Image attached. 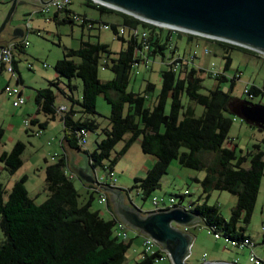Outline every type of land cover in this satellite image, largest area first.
I'll use <instances>...</instances> for the list:
<instances>
[{"label":"trees","instance_id":"16d2710c","mask_svg":"<svg viewBox=\"0 0 264 264\" xmlns=\"http://www.w3.org/2000/svg\"><path fill=\"white\" fill-rule=\"evenodd\" d=\"M84 1L101 12L115 11L122 15V21L110 23L123 46L112 55L107 42L80 38L77 47H65L63 55L54 62L57 76L48 79L47 85L35 88V114L42 111L51 118L58 115L62 121V151L51 162L45 158L44 177L48 194L41 202L29 195L25 185L27 174L15 179L9 189L0 180V227L4 233V238L0 239V264H130L126 252L133 236L139 233L131 231L126 239L117 235L115 223L118 217L114 214L105 217L98 208L90 207L96 192L93 182L82 181L77 174L69 175L74 171L69 163L73 150L87 156L94 176L98 166H103L105 173L112 170L116 156L112 157L111 152L119 140L124 142L118 154L124 153L133 141L139 139L141 150L154 156L144 176H134V182L128 188L120 186L124 191L128 192L134 186L146 198L160 186L161 176L169 162L176 158L183 166L205 170L202 177H193L200 182L204 199L202 202L190 201V204L208 228L230 239L249 237L244 224H239V221L247 223L250 220L264 175V149L260 142H255L253 148L237 153L236 145H230L228 133L234 118L230 105L236 99L232 90L239 73L228 75L225 72L231 63L229 49L243 46L186 33L187 39H203L222 51V71L214 75L210 73L218 83L203 92L200 74L203 69L181 62L174 68L169 61L174 50L178 49L176 40H173L174 47H169V31L94 0ZM73 12L76 11L70 7L54 11L53 18L58 23L78 22L82 27L87 21L94 24L103 22L76 12L82 16L79 21L72 17ZM139 22L148 31L147 55L159 56L167 64L161 69L160 88L155 96L152 94L155 84L151 80H147L143 90L128 88L130 71L142 43L136 36L127 38L119 34L116 27L120 23L137 25ZM176 33L178 36L183 34ZM13 62L16 81L23 83L17 73L16 59ZM100 65L108 66L113 76L101 79L98 74ZM58 76L66 77V83ZM72 77L81 79L80 96L73 92L76 83L72 82ZM226 80H229L228 88L221 87L220 82ZM247 86L249 100L264 93V79L261 85L251 83ZM56 89L70 100L69 105L55 103ZM100 93L110 104L109 122L101 127L103 136L97 138L96 145L89 149L86 142L81 143V129L87 133L98 127L93 114L97 112L96 98ZM192 102L203 106L200 114H196ZM60 105L65 107L59 109ZM30 120L40 127L47 123L46 119L39 121L35 115ZM29 124L24 123L26 128ZM260 140L264 142V135ZM24 148L25 143L17 139L9 150H2L0 161L3 168L13 173L21 166ZM105 160H109L107 165ZM75 177L86 187L87 198L82 202L79 201ZM215 188L236 195L228 218L221 214L217 205L206 202L209 191ZM179 195L183 198L182 193ZM154 256L155 253H146L142 248L134 264H154Z\"/></svg>","mask_w":264,"mask_h":264},{"label":"rangeland","instance_id":"374dc122","mask_svg":"<svg viewBox=\"0 0 264 264\" xmlns=\"http://www.w3.org/2000/svg\"><path fill=\"white\" fill-rule=\"evenodd\" d=\"M40 2V0L39 2L36 0H0V24L14 4L11 15L0 35L10 34L19 24H26V21H28V25L30 26V30L25 36L28 43L22 47L24 49H21L19 46L14 47L16 55L19 57L21 74L24 79V82L20 83V85L24 89L22 95L25 98V102L19 106H15L12 104L13 95H6L0 91V129L2 130L0 134V153L2 150H9L13 143L17 139H20L25 143L22 153L23 162L13 173H10L3 168V163L0 161V180L3 182L5 188L9 189L15 179L24 173L27 174L25 181L26 188L29 195L34 197L37 202L44 200L48 194L44 177L45 158L47 162H51L62 151L60 139L63 134V124L58 115L51 118L42 111L38 115L40 120H47L45 127H40L37 122H31L30 119L33 118L36 108L34 96L32 95L33 88L39 82L46 83L52 76L53 78L57 76L53 66L56 59L63 55L65 47H77L80 38H87L88 30L91 32L89 36L90 40L99 39L100 41L107 42L109 48L113 51L112 55L123 46L122 40L115 36L111 28H104L97 22L93 27H88L87 25L82 27L78 22H74L73 24L70 22L58 23L53 18L54 6L50 4L48 11L39 10ZM69 7L79 13L86 11L90 16L98 19H108L111 22L122 21L121 14L115 11L101 12L98 8L87 4L84 0H71ZM138 27L141 30L145 26L139 22ZM172 35L171 39L177 41L179 52L195 49L197 52L194 59L196 63L200 64L204 62V66L208 69L214 67V69L222 71L224 58L220 47L218 48L215 44H210V42L206 41L211 46L212 51L204 54L202 41L199 40L198 44L192 42L189 45L186 34L178 36L174 32ZM229 53L231 55V63L225 69V72L228 75H232L235 72L239 73V77L235 80L232 94L236 98L248 99L247 93L244 92L245 86L251 83L261 85L264 79V55L244 46L243 48L233 47L229 49ZM28 62L32 63L31 68L27 66ZM166 66V62L160 60L159 56L154 57L150 55L147 64L140 62L131 68L128 88L134 91L143 90L147 80H151L155 84V88L152 91V94L155 96L160 88L161 69ZM98 74L101 79H108L114 73L108 66L102 67L100 65ZM200 74L203 77L201 91L205 92L208 87H212L218 83V80L210 75V72H202ZM58 77L66 83V77ZM71 80L73 83H76V87L73 90L75 96H80L81 79L79 77H72ZM5 82L11 85L17 84L14 77H9L8 72L3 71L0 73V88ZM220 86L228 88L229 80L221 81ZM252 100L264 103V93ZM183 101L186 102L185 97H183ZM61 102L66 105L70 104V100L56 89L55 103L60 104ZM192 104L195 107L196 114H200L203 106L195 102H192ZM96 111L93 117L99 125L95 130H88L86 133L85 145L89 149H92L96 145L97 138L103 136L101 127L106 126L109 122L110 104L105 100L102 93L97 95ZM76 114L79 115V112H76ZM233 115L234 118L228 134L230 145H236L237 153L240 151L246 152V150L253 148L255 142H260V147L264 149V142L260 140L264 135V128L259 129L255 125L246 122L240 116L234 113ZM25 118L30 120L28 128L24 125ZM38 129H40V132H35ZM123 142L124 140H119L111 152L112 157L116 156L112 170L116 177L115 185L128 188L132 186L134 176L145 175V168L151 166L154 156L141 150L139 139L133 141L124 153L118 154L117 151L121 148ZM225 144H229L228 141H225ZM108 162L109 160H105L106 165ZM105 172L106 170L103 166L97 167L96 173L98 175L104 176ZM204 173V169L183 166L174 158L169 162L166 172L161 176L160 186L153 189L146 198H143L142 192L134 186L128 191L127 197L128 200L142 210L153 207L151 200L153 195L163 197L165 201L172 195L184 205H188L190 201L202 202L204 199L202 186L193 176L202 177ZM74 183L80 192L79 201L82 202L87 198L86 187L76 177L74 178ZM185 190L188 193L185 197L180 198L179 194ZM200 195L202 196L199 197ZM206 202L217 205L221 214L228 218L231 208L236 202V195L227 190L215 188L209 191ZM90 207L93 209L99 208L101 214L105 217L112 216V212L106 203L98 201L97 192H94ZM239 224H244L245 233L257 241L255 245L256 251L264 255V234L262 232L264 228V175L261 178L250 220L247 223L240 220ZM187 229L192 235L189 255L187 257L189 263L196 264L197 261H202V258L232 259L236 257L238 262H245L247 260L248 250L246 248H239L228 244L222 237L214 236L206 224L197 221L188 225ZM3 238L4 233L0 227V239ZM142 248V236H133L131 245L126 252L127 262L134 264ZM162 263L155 262L154 264Z\"/></svg>","mask_w":264,"mask_h":264},{"label":"water","instance_id":"95a60500","mask_svg":"<svg viewBox=\"0 0 264 264\" xmlns=\"http://www.w3.org/2000/svg\"><path fill=\"white\" fill-rule=\"evenodd\" d=\"M48 3L50 0H40ZM140 19L170 25L200 35L217 38L244 46L264 55V0H94ZM14 5V4H13ZM8 10L0 24L4 29L13 9ZM21 30V31H19ZM15 27L12 35L21 34ZM231 111L246 122L264 128V104L246 98L231 102ZM81 165L70 166L82 181H95L93 170L84 153ZM108 193L113 212L131 228L154 238L165 248L171 264H191L187 261L192 235L183 226L194 222L205 224L191 205L175 203L168 207L142 210L125 201L122 187L100 184ZM128 193V192H127ZM207 225V224H206ZM208 226V225H207ZM209 227V226H208ZM210 229V228H209ZM197 264H246L222 259H205Z\"/></svg>","mask_w":264,"mask_h":264},{"label":"built area","instance_id":"2783aa9c","mask_svg":"<svg viewBox=\"0 0 264 264\" xmlns=\"http://www.w3.org/2000/svg\"><path fill=\"white\" fill-rule=\"evenodd\" d=\"M70 2H71V0H50L48 3H43L40 6L39 10L48 11L50 9V4H51L52 6H54L55 11H61L63 9L69 8ZM72 17L75 18L76 20H79V21L82 20V16L76 12L72 13ZM141 20L146 21V22H150L152 24H155V25L162 27L163 29H166L167 31H169L170 32L169 39H171L173 36L172 34L174 32H177V31L182 32L183 34L190 33V34L198 35L200 37L212 38V37L200 35L197 33H193L190 31H186L183 29H179V28H176V27H173L170 25H165V24L147 21V20H143V19H141ZM86 25L88 27H93L94 23H92L91 21H87ZM99 25L103 26L104 28H111V23L107 22V21L100 22ZM25 27H26L27 31L30 30V26L28 25V21H26ZM116 28H117L118 33L123 35L124 37L129 38L132 36H136L141 40L142 46H141V49H139L137 51V56L133 62V66H136L140 62H144L145 64H147L148 58H149V56L146 53V50L149 47L147 29L143 28L140 30L138 27V24L137 25H126L124 23L118 24ZM212 39H217V38H212ZM199 40L202 41L203 53L204 54L210 53L212 51L211 46H209V44L205 40L198 39L197 41H194V44H198ZM218 40H221V39H218ZM227 42H229V41H227ZM27 43H28V40L26 38H18V39L16 38V39L8 40L6 42H0V65L7 72H9L15 79H17V74L15 71V66H14V62H13V60L15 59L14 47L19 46V45L20 46H26ZM168 45H169V47L173 48L175 45V42L171 39L169 41ZM196 54H197V52L195 49L187 50L186 52L185 51L179 52L178 49H175L173 52V55L169 59V61L173 64L174 68L178 67L179 63L181 62V63L188 64V65L193 64L198 69H203V71H204L203 73L210 72L213 75L218 74V72H219L218 69H214V67H211L208 69L207 67H205L201 63L200 64L196 63L194 60L196 57ZM43 65H45V63H43ZM27 66L31 67L32 63L28 62ZM102 67H104V65H102ZM247 88H248V86H245L244 92L247 91ZM21 89H22V87H21L20 83H18V82H17V84H14V85H11L10 83H6L2 87V91L4 93H6L8 95H13L12 104L15 106H18L25 101V98L22 95ZM64 107H65L64 105H60L59 109H62ZM24 123L26 125H28L29 124L28 119H24ZM37 132H39V131H37ZM81 133H82V135L80 137L81 143H85L86 142V131L84 129H81ZM75 174H76L75 171L69 172L70 176H73ZM94 178H95V181L98 182V184L93 182L92 187L97 192L98 201L99 202H105L106 204H108L109 203L108 193L106 191L102 190V188L99 185L100 184L115 185L116 177L113 174V170H111V169L108 170L107 173L104 174V176H101V175H98L97 173H95ZM186 192H188V191L185 190L184 192H182V197H184V194ZM151 200L153 203V207L151 209L168 207V206H171L177 202L181 203V201H179V200L177 201L175 199V197L172 195H170L168 197L167 201H165L163 199V197H158L157 195H153L151 197ZM189 204H190V202H189ZM131 231H134V233L137 232V233H139V235L142 236L143 250H144V252L149 253V254L155 253V256H154L155 262H163L165 264L167 262L171 263L168 251L165 248H162L161 244L158 241H156L154 238H152L149 235L142 234L139 231L131 228L125 222H123L122 220L117 218L116 223H115V232L117 233V235L126 239V238H129ZM262 232L264 234V228H263ZM213 234L216 237H222L226 241V243H228V244L237 246L239 248H248V257H247L246 264H264V257L257 255V253L254 249L255 245L257 244V241L254 238H252L251 236H249V237L246 236L242 240H237V239H230L227 237H223V236H221V234L219 232H213ZM202 259L205 260L204 258H202ZM234 261H237V259H234Z\"/></svg>","mask_w":264,"mask_h":264},{"label":"crops","instance_id":"0c3cea01","mask_svg":"<svg viewBox=\"0 0 264 264\" xmlns=\"http://www.w3.org/2000/svg\"><path fill=\"white\" fill-rule=\"evenodd\" d=\"M36 1H38L39 2V0H36ZM43 3L42 2H40V5H39V8H40V6L42 5ZM81 13H84V14H86L88 17H90V18H95L94 16H90L86 11H83V12H81ZM100 19V18H99ZM103 21H107V22H111V20H108V19H103V18H101ZM17 27H20L21 29H22V32H21V34H19V35H17V36H15V35H11V33L10 34H4V35H0V42H6V41H8V40H12V39H18V38H25V36L27 35V32L29 31H27V29H26V27H25V24L23 23V24H19ZM19 31H21V30H19ZM91 35V32L88 30V36H87V38H89V36ZM98 35H99V33H98ZM90 39V38H89ZM187 41H189V45H191L192 44V42L194 43V41H191V40H189V39H187ZM191 42V43H190ZM176 43H177V41H176ZM21 49H24V48H22L21 47ZM19 50V49H18ZM14 56H15V59H16V69H17V73L19 74V76H20V79L22 80V82H24V79H23V77H22V74H21V69H20V64H19V57L16 55V51L14 50ZM202 65H204V62L203 63H201ZM29 68H31V67H29ZM3 71H6L1 65H0V73H2ZM8 74H9V77H13L9 72H8ZM51 78H53V76L51 77ZM16 80V79H15ZM6 83H8V82H5V84ZM4 85V84H3ZM3 85L1 86V88H0V91L3 93V94H6V93H4L3 91H2V87H3ZM45 85H47V82L45 83V82H39L38 84H36V86L33 88V91H32V95L34 96V94H35V88H37V87H42V86H45ZM22 90V94H23V92H24V89L22 88L21 89ZM6 95H8V94H6ZM153 95H151L150 97H152ZM60 104H65V103H63V102H61ZM35 111H36V108H35ZM39 113H34L33 115H35L36 116V118L39 120V121H42V120H40V118H39V115H38ZM79 151H77V150H73V152H72V154H71V156L73 157V156H75L74 158H73V165H75V166H78V164L79 165H81V162H80V160H82V155L81 154H79L78 153ZM71 156L69 157V163L71 162ZM86 160H87V158H86ZM149 166H147L146 168H145V171H146V169L148 168ZM73 169V168H72ZM195 176H197V175H195ZM194 177V176H193ZM197 177H199V176H197ZM119 186V185H118ZM125 192V201L126 202H130V200H128V197H127V192L126 191H124ZM107 206H108V208L110 209V211L112 212V215L114 214V212H113V204H112V202L110 201V198H109V203L108 204H106ZM99 209V208H98ZM115 215V214H114ZM183 228L186 230V231H189L188 229H187V226H186V228H185V226H183ZM247 234V233H246ZM247 250H248V248H246ZM255 249V251H256V247L254 248ZM256 253H257V255H259V256H261V257H264V255L262 254V253H259V252H257L256 251ZM139 255H140V252H139ZM139 257V256H138ZM211 259H222V258H211ZM234 259H237L236 257H233L232 259H222V260H230V261H232V260H234ZM199 262H201V261H197V263H199ZM247 262V260L245 261V262H241V263H246ZM196 263V264H197ZM163 264H165V263H163Z\"/></svg>","mask_w":264,"mask_h":264},{"label":"flooded vegetation","instance_id":"af4514ba","mask_svg":"<svg viewBox=\"0 0 264 264\" xmlns=\"http://www.w3.org/2000/svg\"><path fill=\"white\" fill-rule=\"evenodd\" d=\"M11 35H12V32H11Z\"/></svg>","mask_w":264,"mask_h":264}]
</instances>
